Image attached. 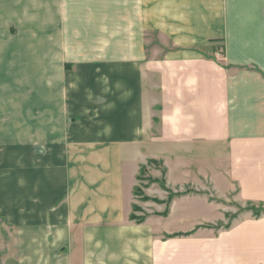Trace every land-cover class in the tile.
I'll list each match as a JSON object with an SVG mask.
<instances>
[{
    "label": "crops",
    "instance_id": "0c3cea01",
    "mask_svg": "<svg viewBox=\"0 0 264 264\" xmlns=\"http://www.w3.org/2000/svg\"><path fill=\"white\" fill-rule=\"evenodd\" d=\"M231 198L264 206V0H0V264H264Z\"/></svg>",
    "mask_w": 264,
    "mask_h": 264
},
{
    "label": "rangeland",
    "instance_id": "374dc122",
    "mask_svg": "<svg viewBox=\"0 0 264 264\" xmlns=\"http://www.w3.org/2000/svg\"><path fill=\"white\" fill-rule=\"evenodd\" d=\"M164 169L159 163H148L146 168H144L143 172L140 173L139 184L135 188V195L137 196L140 204L135 205L131 212V217L135 220H141L147 214V208L151 204H155L158 200L153 201L147 197L144 193V187L150 185H159L164 188L165 180H164ZM171 197L175 196L176 193L171 192ZM178 194V193H177ZM226 203V202H225ZM225 216L228 218L227 222H223L220 228H227L230 226L231 222L235 218H240L244 215H250L253 217H261L264 216V206L260 205H241L234 201L232 198L225 205ZM259 214L256 216L255 214ZM215 228H218L215 227Z\"/></svg>",
    "mask_w": 264,
    "mask_h": 264
},
{
    "label": "trees",
    "instance_id": "16d2710c",
    "mask_svg": "<svg viewBox=\"0 0 264 264\" xmlns=\"http://www.w3.org/2000/svg\"><path fill=\"white\" fill-rule=\"evenodd\" d=\"M256 216H258L259 214L257 213V214H255ZM132 218V217H131Z\"/></svg>",
    "mask_w": 264,
    "mask_h": 264
}]
</instances>
